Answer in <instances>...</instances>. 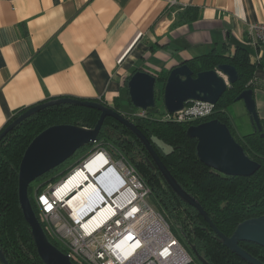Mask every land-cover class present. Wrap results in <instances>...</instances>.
Instances as JSON below:
<instances>
[{
	"label": "crops",
	"instance_id": "1",
	"mask_svg": "<svg viewBox=\"0 0 264 264\" xmlns=\"http://www.w3.org/2000/svg\"><path fill=\"white\" fill-rule=\"evenodd\" d=\"M255 22H264V0H0V133L18 111L59 97L133 111L125 104L134 72L157 75L237 46L257 64L264 121V48L248 33ZM243 126L254 131L250 117Z\"/></svg>",
	"mask_w": 264,
	"mask_h": 264
},
{
	"label": "trees",
	"instance_id": "2",
	"mask_svg": "<svg viewBox=\"0 0 264 264\" xmlns=\"http://www.w3.org/2000/svg\"><path fill=\"white\" fill-rule=\"evenodd\" d=\"M221 63L234 65L239 78L223 93L216 104V112L207 118L175 122L156 116L160 110L157 100L164 98V86L159 89L161 97L158 95L159 90H156V106L147 110L146 117H133L128 114L131 111H122V105L118 101L111 106L125 113L142 130L182 187L197 198L220 231L232 236L241 222L264 215V136L259 131L237 135L227 112V108L236 102L242 91L254 89L255 86L257 64L252 61L247 48L237 46L233 54L212 52L187 62L195 76L199 72L215 69ZM169 74L170 71L157 74V82L165 85ZM128 81L129 79L126 80L127 91ZM129 104L133 111H138L130 98ZM25 110L18 111L7 125ZM100 115L101 111L93 107L68 103L53 105L25 119L0 141V248L9 264H45L37 252L30 226L19 202V167L28 145L50 126L72 124L92 128ZM212 119L226 123L247 155L261 164L254 175H225L200 161L197 154L198 140L189 136L188 129L191 125ZM98 139L123 154L145 178L152 189L151 197L156 206L169 219L189 250L192 257L189 264H204L200 258L209 264H250L223 245L199 211L175 194L161 172L152 167L147 150L128 127L113 117H107ZM161 142L169 145L171 150L165 151ZM91 146L86 145L80 151ZM29 195L50 241L64 251L46 228L31 196V186ZM240 245L264 263L263 246L248 241L240 242Z\"/></svg>",
	"mask_w": 264,
	"mask_h": 264
},
{
	"label": "water",
	"instance_id": "3",
	"mask_svg": "<svg viewBox=\"0 0 264 264\" xmlns=\"http://www.w3.org/2000/svg\"><path fill=\"white\" fill-rule=\"evenodd\" d=\"M239 78L237 68L230 63H221L215 69L199 72L196 76L187 63L174 67L164 85V106L169 113H177L185 104L201 100L217 104L227 88ZM157 75L140 69L134 72L128 81L129 98L137 109L148 110L156 106ZM243 101L249 114L254 131L264 136L262 121L254 96V90L247 88L236 98ZM75 104L93 107L101 111L100 118L92 128L72 124H59L46 128L28 145L19 167V202L37 252L45 264H75L60 248L54 245L45 232L38 218L29 195L31 184L52 170L71 159L78 150L95 142L107 117H113L128 127L139 138L149 154V161L154 169L161 172L163 178L175 194L186 204L194 207L207 220L217 233L220 242L250 264H264L261 260L244 249L240 242H253L264 247V215L241 222L232 236L220 231L197 200L188 193L165 165L151 140L129 118L114 107L101 101L77 99L73 97L54 98L34 105L15 118L0 133V141L18 124L35 113L59 104ZM190 137L198 140L197 154L201 162L229 176L250 177L261 164L251 159L244 147L237 141L229 126L219 119H212L191 125ZM194 250V247H192ZM204 264H209L200 258ZM0 262L9 264L0 248Z\"/></svg>",
	"mask_w": 264,
	"mask_h": 264
},
{
	"label": "built area",
	"instance_id": "4",
	"mask_svg": "<svg viewBox=\"0 0 264 264\" xmlns=\"http://www.w3.org/2000/svg\"><path fill=\"white\" fill-rule=\"evenodd\" d=\"M248 33L264 48V22L250 23ZM216 110V104L193 100L177 113L165 108L156 116L191 122ZM128 114L148 116L141 109ZM91 145L65 177L51 178L36 190L42 220L63 252L75 264H189V250L150 201L152 189L141 173L113 146L99 139Z\"/></svg>",
	"mask_w": 264,
	"mask_h": 264
},
{
	"label": "rangeland",
	"instance_id": "5",
	"mask_svg": "<svg viewBox=\"0 0 264 264\" xmlns=\"http://www.w3.org/2000/svg\"><path fill=\"white\" fill-rule=\"evenodd\" d=\"M163 86H164L163 82H157L156 90L162 89ZM158 95H159V97L162 96L160 90L158 91ZM157 106L160 109L159 110L160 113L162 111H164V109H165L164 100L158 98ZM126 108H131L130 104L127 105V103H126L125 104V109ZM227 112L229 113V115H230V117L232 119L233 125L236 127L238 133L241 134V133L249 132V130L244 129V126H243L245 123L249 122V115H248V112L246 111V108H245V105H244L243 101H238V102H234L233 104H231V106L227 108ZM162 145H163V148H164L165 151H170L171 150V147L169 145L164 144V143H162ZM90 148H88L87 150H83V151H80V150L77 151V153L71 159H69L68 161H66L62 165H60L58 168L52 170L48 174L44 175L43 177H41V178L37 179L36 181H34L31 184V196L33 198H35L36 190H37L38 186L41 183H43L45 181L47 182L51 178H54L55 181L57 182L60 179H62L63 177H65L66 174L68 173L69 169L72 166L77 164L79 161H81L84 157H86L88 155ZM150 201L152 203H154L155 205H157L153 201L152 197L150 198Z\"/></svg>",
	"mask_w": 264,
	"mask_h": 264
},
{
	"label": "bare ground",
	"instance_id": "6",
	"mask_svg": "<svg viewBox=\"0 0 264 264\" xmlns=\"http://www.w3.org/2000/svg\"><path fill=\"white\" fill-rule=\"evenodd\" d=\"M91 188H92V187H91ZM87 191H88V189H87V190H85V191H84V193H86Z\"/></svg>",
	"mask_w": 264,
	"mask_h": 264
}]
</instances>
